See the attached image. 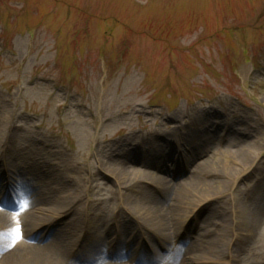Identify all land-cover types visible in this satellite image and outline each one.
<instances>
[{"label": "rangeland", "instance_id": "374dc122", "mask_svg": "<svg viewBox=\"0 0 264 264\" xmlns=\"http://www.w3.org/2000/svg\"><path fill=\"white\" fill-rule=\"evenodd\" d=\"M64 22L66 33L71 38L75 34L72 44L62 38ZM131 45L140 51L137 67L136 54L123 56ZM262 53L264 0H0V168L20 145L24 181L36 178L48 186L31 201L41 206L45 198L44 209L33 216L38 223L0 216V264H9L10 253L24 243L54 245L62 254L57 263L33 264H78L75 242L64 246L68 225L76 227V238L80 229H91L81 256L84 247H91L89 255L102 248L97 256L109 254L111 241L118 238L113 220L118 209L120 225H129L133 237L138 239L136 222L142 223L171 251V260L161 251L151 256L159 264H264V225L237 218L240 208H250L248 198L259 194L257 202L264 200V63H252ZM118 71L119 80L107 97H100L95 79H102L104 87ZM35 73L46 82L29 83ZM51 79L67 86L57 94ZM70 92L79 95L63 117ZM203 93L211 99L199 102ZM79 102L84 109L77 107ZM193 103L198 111L192 113ZM108 118L112 121L99 129L100 120ZM184 122L206 139L207 145L197 148L198 157L213 161L191 175L203 184L192 186L188 200L164 189L163 181L170 177L160 166H128L118 143L130 138L123 147L128 151L137 139L148 143ZM15 125L23 128L19 137ZM227 127L231 136L223 132ZM120 132L125 135L119 137ZM245 147L249 155L242 158ZM29 158L37 161L29 163ZM46 165L55 175L44 172ZM51 178L55 180L48 184ZM57 187L61 190L55 200ZM205 199L209 212L198 213L201 227H190L191 239L185 240L186 220L178 225V210L189 207L192 214ZM157 200L162 221L150 217ZM37 229L48 232L38 243L30 238ZM203 231L211 234L203 236ZM220 234L225 240L217 258L209 253V242ZM29 260L19 262L31 264Z\"/></svg>", "mask_w": 264, "mask_h": 264}, {"label": "bare ground", "instance_id": "6f19581e", "mask_svg": "<svg viewBox=\"0 0 264 264\" xmlns=\"http://www.w3.org/2000/svg\"><path fill=\"white\" fill-rule=\"evenodd\" d=\"M0 138H2L1 133H0ZM157 139H158V137H157ZM151 143L154 144V139L151 140ZM259 143L260 142L257 141L255 143H253V146H255V144H259ZM248 152H249V150L247 149V147H245V148H243L241 150V152L239 154L241 155L242 158H247L248 155H249ZM139 154H140V152L138 151V149H135V151H128L127 155L129 157L133 158L135 155L138 156ZM168 155L169 156L167 157V159H169V158L171 159V157H173L172 150L169 151ZM144 156H146V154H144ZM209 163L211 164V163H213V161H209L207 163L206 162L204 163V161L201 162V164H203L202 167H206V165H209ZM160 165H163V164L160 162ZM176 170L177 169H173V171H176ZM126 172L128 174H135L137 171H135V170H133V171L132 170L131 171L127 170ZM49 174L51 176L55 175L51 171H49ZM170 176H171V178L175 177L174 172L170 173ZM54 180H55L54 178H51V179L47 180V183L48 184L53 183ZM169 180H171V179L166 178V180L163 181V182L168 181L166 184H162L164 186V189L166 191H169L171 189L175 190L176 191V195H178L179 199H185V200H188V198H190L188 196L191 195L190 191L193 189L192 186L203 184V182L196 181L193 178L191 180H188V181L184 182V183H178L177 185H172V183ZM52 195H53V197H52L53 199H55V200L58 199L59 195L54 194L53 192H52ZM209 197H212V196H209ZM41 199L44 200L45 198L43 199V197H41ZM198 199L199 198H195V199H193V201H198ZM188 203H190V201ZM34 210H35V208L31 207L30 210L27 209V211L23 212V214H22L23 216H25V215L27 216V220L29 221L30 225H32L34 223H38L40 221V219H37L36 217H35V219L33 221V216L29 215ZM185 210L186 211L182 210L183 212H181V209L178 210V214L176 215V217L178 216V222H177L178 225H182L183 222L186 220V218H188L189 215L191 214V213H188L189 212V207L186 208ZM251 213H254L255 216L251 217L250 216ZM150 214H151L150 217L154 221L155 220L156 221H158V220L162 221L163 220L162 217L164 216V212L162 210V204L160 203L159 200H157V203H155V204H153V206H151ZM237 214H238L237 218L239 217L240 219H242L243 216L245 218L249 217L248 220H249L250 224H254V226L256 225L258 227L260 226L261 228H263V225H264V202L263 201L262 202L253 201L252 204L250 205V208L248 209V211L246 210V212H243V209L241 210V208H240L239 212ZM0 216H2V215H0ZM2 217H4V219L7 220V221L9 220V218H7L5 216H2ZM0 220H2L1 217H0ZM242 221H243V219H242ZM37 227H40V225L37 226ZM36 228H34L33 230H35ZM238 230L239 231L241 230V225H239ZM73 232H74V230H73ZM131 233H132V231H131ZM207 234L210 235V231L209 232H204L203 231L201 233V235H203V236H206ZM70 235H69V241L64 243L65 247L69 246V243H73L74 242V237H72ZM218 237H220L219 238V242L215 243V241H217ZM218 237L214 238L210 242L209 241H207V242L210 243L209 253H211L212 256L217 255L218 256L217 258H221L220 257L221 256L220 252L222 251V249L224 247L225 235L224 234H220ZM242 240H244V239H242ZM59 245L63 247V245H61L60 243H59ZM20 246L22 248H20V249L17 248V249L13 250L10 253L11 261H9V264H11L12 261H14V264H16L17 261H18V263L22 264L23 262H21V261L19 262V259L20 258L27 259L28 257H30L29 262H31V264H33L35 262L36 263H41L42 260L48 261L50 263H57L62 258L61 252L54 250V248H53L54 245H47V246L41 248L39 246H32V245L24 243V244H20ZM196 249H198V248H196ZM42 258H44V259H42ZM176 264H178V263H176Z\"/></svg>", "mask_w": 264, "mask_h": 264}]
</instances>
